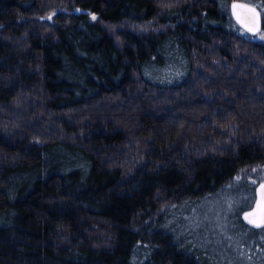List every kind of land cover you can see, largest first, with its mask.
<instances>
[{
    "label": "trees",
    "instance_id": "obj_1",
    "mask_svg": "<svg viewBox=\"0 0 264 264\" xmlns=\"http://www.w3.org/2000/svg\"><path fill=\"white\" fill-rule=\"evenodd\" d=\"M230 1L0 0V264H264V0L255 35Z\"/></svg>",
    "mask_w": 264,
    "mask_h": 264
},
{
    "label": "snow or ice",
    "instance_id": "obj_2",
    "mask_svg": "<svg viewBox=\"0 0 264 264\" xmlns=\"http://www.w3.org/2000/svg\"><path fill=\"white\" fill-rule=\"evenodd\" d=\"M233 15L236 16V19L242 26L246 29V31L253 33L255 35L260 31L259 29V13L256 11L254 7H249L248 5L242 3H233L232 5ZM243 10L245 13L251 15L253 22L251 24L245 23L241 20L240 13L237 10ZM51 19V17H49ZM93 20L96 19L95 16L92 17ZM260 39L264 40V35L260 36ZM259 198L256 201V207L253 211L245 214L244 219L253 226L260 228L264 227V183L259 185L257 190Z\"/></svg>",
    "mask_w": 264,
    "mask_h": 264
},
{
    "label": "water",
    "instance_id": "obj_3",
    "mask_svg": "<svg viewBox=\"0 0 264 264\" xmlns=\"http://www.w3.org/2000/svg\"><path fill=\"white\" fill-rule=\"evenodd\" d=\"M233 3H242V4H245V5H248L249 7H254V8L256 9V11L260 14V15H259V29H261V27H262L261 13H260L259 9H258L255 5H253V4L249 3V2L242 1V0H231L230 3H229V11H230L231 17H232V19L235 21V23H236V24H237V25H238L243 31H245L246 33H248V34H250V35H253V33H250V32H248V31H246V29L242 26V24L239 23V22L237 21L236 16L233 15V9H232V5H233ZM237 11L240 13L241 20H243L245 23H249V24H251V23L253 22V20H252L250 14L245 13L243 10H239V9H238ZM257 33H258V32H257ZM262 183H264V179L258 181V182L255 184V187H254V200H253V202H252V205H251L249 208L243 210V211L241 212V214H240V218H241L242 222L245 223V224H247L248 226L254 228V229H259V228L253 226L252 224H249V223L244 219V217H245V214H246V213L253 211V209L256 207V201H257V199L259 198L257 190H258V188H259V185L262 184ZM260 228H262V227H260Z\"/></svg>",
    "mask_w": 264,
    "mask_h": 264
},
{
    "label": "rangeland",
    "instance_id": "obj_4",
    "mask_svg": "<svg viewBox=\"0 0 264 264\" xmlns=\"http://www.w3.org/2000/svg\"><path fill=\"white\" fill-rule=\"evenodd\" d=\"M160 73L162 75L166 74V72H164L163 70L160 71ZM209 206L210 205H206L205 207L207 208L203 210L202 216L205 219L203 221H206V223L212 222V225L211 224L210 225L214 228V230L222 234L223 229L227 226L226 224H227L228 218H227V215L223 214L226 209L220 210V205L217 203H213L210 207ZM229 208L230 207H228L227 212L229 211ZM231 208H232V205H231ZM219 231H222V232H219Z\"/></svg>",
    "mask_w": 264,
    "mask_h": 264
}]
</instances>
